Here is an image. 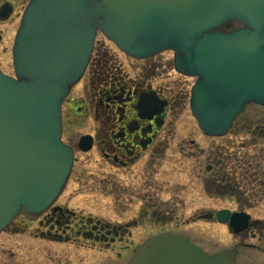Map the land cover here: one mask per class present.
<instances>
[{
    "label": "water",
    "instance_id": "1",
    "mask_svg": "<svg viewBox=\"0 0 264 264\" xmlns=\"http://www.w3.org/2000/svg\"><path fill=\"white\" fill-rule=\"evenodd\" d=\"M231 21L241 26L219 30ZM97 32L134 59L173 51L175 71L196 79L189 107L207 136L225 135L246 105L264 106V0H30L13 39L14 76L0 71V232L21 209L46 210L67 181L73 152L61 141V102ZM164 104L139 107L158 114ZM231 220L236 232L246 227V216ZM188 237L154 236L127 264H234L235 250L206 254Z\"/></svg>",
    "mask_w": 264,
    "mask_h": 264
},
{
    "label": "flooded vegetation",
    "instance_id": "2",
    "mask_svg": "<svg viewBox=\"0 0 264 264\" xmlns=\"http://www.w3.org/2000/svg\"><path fill=\"white\" fill-rule=\"evenodd\" d=\"M28 1L0 0V49L2 48L4 52L9 48V36L13 31L10 42L11 54L13 37ZM2 10L7 11L4 17L1 16ZM93 53L94 48L81 79L71 88L61 105V139L73 150V164L67 182H70L73 176L80 180L85 177V171L80 167H75L78 162L77 154L96 155L101 161V167L112 170V173L109 170L102 172L98 182L102 188L111 191L110 193H115L116 203L120 204L117 208L120 210L117 211L120 220L111 223L89 215L84 216V214L68 208L65 203H59L60 196L46 210L31 217H35L37 220L36 236L41 240L61 244L78 241L81 246L88 249L97 248L100 251L115 252L119 260L122 259L121 252H130L129 257L127 256L124 260V264H127L136 248L149 238L163 233L182 234L163 229H157V233L151 234L155 225L163 227L166 220H180L184 217L185 205L182 201L185 185L178 181L169 183L167 179L164 180L163 167H155L154 164L156 152L161 150L159 140L162 137L160 135L167 124L168 112L173 108V101L170 97L172 87L165 83L154 85L153 71L157 68L155 69L150 62L145 65H137L130 76V73L121 67V63L108 57L107 53L101 52L97 56ZM124 56L136 62L150 59L137 60ZM0 70L5 73L1 68ZM7 75L11 76L12 74ZM178 75L185 77L181 74ZM81 84H84L82 92L80 91L78 96H72L73 89ZM141 101L154 103L156 106L163 102L165 104L161 107V112L157 114L153 107L142 111L139 107ZM82 113L83 115H81ZM89 115L93 116L96 124L91 133L76 137L67 132L69 127L71 130L83 120V117ZM240 115L233 121L226 134L235 128ZM241 128L248 129L242 125ZM244 133L252 134L253 142L248 144L249 148H261L259 140L264 139V123L258 131L253 130V133L236 132L237 135ZM83 136L89 138L90 148L86 151L81 150L79 146V140ZM219 153V148L213 146L207 153L200 151L197 155L198 158L205 155L203 159L205 163L203 165L198 162L200 166H197L199 171L195 173V177L192 172H189V176H193L196 184L193 199L199 201L202 192L209 198H216L218 188L227 185V198L236 207L223 209L227 210L229 214L226 224L221 225L225 226L229 234L237 239V242L230 248L236 250L234 264H245V260L252 261V257H248L249 252L245 253L247 255H241L239 248L258 252V255H255L258 259L257 264H264V217L256 218L250 213L251 208L253 209L256 204H261L264 201L259 200L260 203L251 201L245 195V190L244 192L240 191L239 182L236 183V179L229 180L226 185L221 183L218 167L221 166L223 160ZM250 158L252 159L251 156ZM250 167H257V163L252 162L248 158V154H243L241 166L236 170H243L246 180L244 179L239 184L253 187L255 181L253 178L257 177L259 173ZM250 170H252L251 176L249 175ZM93 176L94 174L90 173L88 177ZM161 177L162 179H160ZM21 213L24 212H19L16 218ZM217 213L218 211L194 205L191 211L193 217L189 222L203 219L217 224ZM234 214L246 216V227L240 232L235 231V228L240 224L231 220ZM16 218L7 228L15 223ZM136 230L146 231V236L140 242L133 243L132 236ZM252 241L256 243H252Z\"/></svg>",
    "mask_w": 264,
    "mask_h": 264
},
{
    "label": "rangeland",
    "instance_id": "3",
    "mask_svg": "<svg viewBox=\"0 0 264 264\" xmlns=\"http://www.w3.org/2000/svg\"><path fill=\"white\" fill-rule=\"evenodd\" d=\"M9 26L11 27V25ZM15 26L12 28L13 30ZM232 26L235 28L237 24L232 23ZM12 33L13 31L9 36V48L6 52L2 51V48L0 49V68L7 74L13 73L10 57ZM94 46L93 55L97 56L101 52L107 53L108 57L121 63V67L126 72H129L130 76L137 65H145L150 62L155 69L157 68L153 71L154 85H163L165 83V85L172 87L170 97L173 101V108L168 112L167 124L162 130L160 135L162 138L159 140L163 152L161 150L156 152L154 164L155 167H163L164 180L167 179L169 183L178 181L185 185L182 201L185 205L183 210L184 217L180 218V220H166L163 227L155 225L151 234L157 233V229L180 232L189 236L192 243L202 248L207 254L230 249L237 242V239L229 234L225 226L219 223H210L203 219L189 222L193 217L191 216V211L194 205L212 209L215 212L236 207L227 198L228 187H226V183L232 179H236V183H241L245 179L243 170H236L241 166L243 154H248V158L252 162L257 163V167L250 168L255 169L259 175L253 178L255 180L253 187L238 183V188L242 192L245 190V195L251 201H258L259 203L264 201V139L259 140L261 148H249L248 144L253 142L252 134H236V132L253 133V130L258 131L259 127L264 123V108L253 104L248 105L238 118L235 128L230 130L229 134L221 138L211 139L201 133L189 110L188 101L194 79L179 76L173 71L172 51H165L143 62H136L121 54L100 32L95 37ZM83 87L84 84L76 86L73 89L72 96H78L80 91L82 92ZM174 97L175 99L173 100ZM69 113L72 112L69 111ZM95 125L93 116L89 115L83 117V120L71 130L69 127L67 132L78 137L85 133H91ZM241 125L248 129H242ZM213 146H217L220 150L219 154H221L220 158L223 162L218 167V171L221 183L226 186L218 188V196L216 198H209L202 192L201 199L197 201L193 199L196 187L195 180L193 176H189V172H192L195 177V173L199 171L197 166L200 165H198V162L203 165L205 163L203 161L205 155L199 158L197 155L200 151L207 153ZM77 157L78 162L75 167L83 169L85 177L80 180L73 176L62 191L59 203H65L68 208H72L76 212L84 214V216L89 215L95 219H102L111 223L119 221L120 218L117 215V211L119 212L120 210L117 208L120 204L116 203L115 193L112 192V194L110 193L111 191L102 188L98 182L101 173L107 172L109 169L100 166L101 161L96 155L91 156L79 153ZM239 157L240 159H237ZM109 171L112 173V170ZM251 171H249L250 176L252 175ZM90 173L94 174V176L88 177ZM112 179L114 180V178ZM162 189L167 190L166 188ZM250 213L253 217L263 218L264 202L256 204V207L250 209ZM36 221L35 217L21 213L11 227L0 233V264H124V260L130 255V252H121L122 259L119 260L115 252L100 251L97 248L88 249L81 246L78 241L70 244L46 242L36 236ZM145 236L146 231H134L132 236L133 243L140 242ZM252 243L256 242L252 241ZM239 250L241 255H247L245 253L249 252L248 257H252V261L245 260V264H257L258 259L255 255L258 252L245 248H239Z\"/></svg>",
    "mask_w": 264,
    "mask_h": 264
},
{
    "label": "trees",
    "instance_id": "4",
    "mask_svg": "<svg viewBox=\"0 0 264 264\" xmlns=\"http://www.w3.org/2000/svg\"><path fill=\"white\" fill-rule=\"evenodd\" d=\"M232 27V22L231 23H228L226 25H224V29H228V28H231Z\"/></svg>",
    "mask_w": 264,
    "mask_h": 264
}]
</instances>
